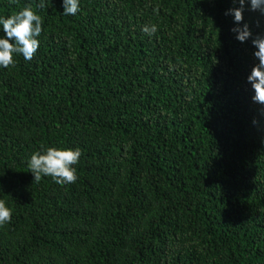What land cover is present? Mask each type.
Segmentation results:
<instances>
[{
    "label": "trees",
    "instance_id": "trees-1",
    "mask_svg": "<svg viewBox=\"0 0 264 264\" xmlns=\"http://www.w3.org/2000/svg\"><path fill=\"white\" fill-rule=\"evenodd\" d=\"M39 2L0 0L43 22L34 58L0 66V264H264V13L245 3L240 42L238 0ZM49 146L81 150L75 183L33 182Z\"/></svg>",
    "mask_w": 264,
    "mask_h": 264
},
{
    "label": "clouds",
    "instance_id": "clouds-1",
    "mask_svg": "<svg viewBox=\"0 0 264 264\" xmlns=\"http://www.w3.org/2000/svg\"><path fill=\"white\" fill-rule=\"evenodd\" d=\"M237 2V0H233ZM241 7L226 11V15H234L235 27L232 31L236 33V39L240 42L247 41L252 37V32L243 22V10L246 2H250L253 11L259 10L264 13V0H238ZM15 3V0H10ZM38 8L46 7L45 0H40ZM63 14L76 15L80 10V0H63ZM159 14V7L154 10ZM42 18L29 5L22 10L7 17L0 16V25L6 34L0 37V66L8 68L15 65V55H22L25 60H32L36 55L41 35ZM142 31L151 36L158 31L156 24H145ZM256 48L254 56L258 59L248 81L254 89L253 100L264 105V36H256L252 39ZM75 59V57H73ZM82 152L79 148H57L49 146L44 151L34 152L28 161L29 171L33 174V182L39 183L43 176H51L55 183L60 185L75 183L78 179L77 170L74 165L79 163ZM12 219V210L6 202L0 199V226L9 223Z\"/></svg>",
    "mask_w": 264,
    "mask_h": 264
}]
</instances>
